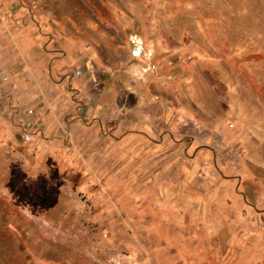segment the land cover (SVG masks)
I'll use <instances>...</instances> for the list:
<instances>
[{
    "label": "rangeland",
    "instance_id": "rangeland-1",
    "mask_svg": "<svg viewBox=\"0 0 264 264\" xmlns=\"http://www.w3.org/2000/svg\"><path fill=\"white\" fill-rule=\"evenodd\" d=\"M0 264H264V0H0Z\"/></svg>",
    "mask_w": 264,
    "mask_h": 264
},
{
    "label": "built area",
    "instance_id": "built-area-1",
    "mask_svg": "<svg viewBox=\"0 0 264 264\" xmlns=\"http://www.w3.org/2000/svg\"><path fill=\"white\" fill-rule=\"evenodd\" d=\"M83 76H84V72H83L82 70H78V71L76 72L74 78H75V79H80V78H82ZM85 101H86V102H91V98L88 97ZM25 140H26L27 142H30V141L32 140V136H31V135H27V136L25 137Z\"/></svg>",
    "mask_w": 264,
    "mask_h": 264
},
{
    "label": "crops",
    "instance_id": "crops-1",
    "mask_svg": "<svg viewBox=\"0 0 264 264\" xmlns=\"http://www.w3.org/2000/svg\"><path fill=\"white\" fill-rule=\"evenodd\" d=\"M30 42H31V41H30ZM30 42H29V43H30ZM34 44H35V43H34Z\"/></svg>",
    "mask_w": 264,
    "mask_h": 264
}]
</instances>
